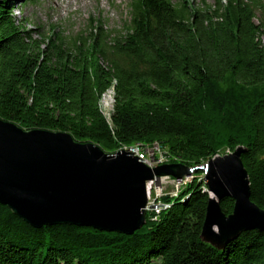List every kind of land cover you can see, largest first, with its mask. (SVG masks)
I'll return each instance as SVG.
<instances>
[{
    "label": "trees",
    "instance_id": "trees-1",
    "mask_svg": "<svg viewBox=\"0 0 264 264\" xmlns=\"http://www.w3.org/2000/svg\"><path fill=\"white\" fill-rule=\"evenodd\" d=\"M0 0V118L23 130L68 133L109 154L158 143L187 167L245 149L250 200L264 210V0H128L113 35L99 20L67 41L17 21ZM35 36V37H34ZM114 86L109 120L102 95ZM197 172V175H201ZM193 181L170 209L131 236L91 228L33 229L0 206V264H264V231L222 251L201 242L210 198ZM226 215L233 201L224 198Z\"/></svg>",
    "mask_w": 264,
    "mask_h": 264
},
{
    "label": "water",
    "instance_id": "water-1",
    "mask_svg": "<svg viewBox=\"0 0 264 264\" xmlns=\"http://www.w3.org/2000/svg\"><path fill=\"white\" fill-rule=\"evenodd\" d=\"M238 147L204 165L145 166L128 149L109 154L68 133L23 130L0 118V206L33 229L91 228L131 236L146 224L147 183L181 180L200 171L210 195L201 242L216 250L248 231H264V210L250 200V184ZM233 201L232 212L220 202Z\"/></svg>",
    "mask_w": 264,
    "mask_h": 264
},
{
    "label": "rangeland",
    "instance_id": "rangeland-1",
    "mask_svg": "<svg viewBox=\"0 0 264 264\" xmlns=\"http://www.w3.org/2000/svg\"><path fill=\"white\" fill-rule=\"evenodd\" d=\"M201 1L203 0H194L197 4ZM204 1L209 5L214 4V0ZM127 4L128 0H37L32 4L17 3L15 5L14 14L15 17L17 16L16 18H18V20L25 19L27 21L25 23L27 30H33L34 28L40 27L42 33H45L46 36H50L52 34L50 30L48 31V29L55 26L57 27L59 33L62 34L67 41H72L77 36L84 35L86 33V29L89 28L91 21L99 20L105 25V28L108 31L112 32L113 35L122 31L128 18ZM254 23L264 24V14H262V12L256 11ZM262 43L264 44V39L262 40ZM113 98L114 86L102 95L100 101V109L108 120L112 113ZM101 149L108 153L103 148ZM232 152L233 151L228 149L220 150L219 154L213 157V159L223 157ZM169 162L173 164L180 163L176 157L171 155H169ZM197 172H194L190 176L186 177V179H188L190 183L193 181H202L204 184L203 174L197 175ZM170 179L175 180L171 177ZM170 184L171 181L164 184L156 183V185L167 187L166 192H170V190L175 189L174 185L171 186ZM187 185H182L179 189H177V191L175 190L174 192H170V194H175L172 197L164 191V193H166L164 197H168L170 199L177 198L179 193L185 189ZM205 189L207 190L206 187ZM145 217L149 218V213H147Z\"/></svg>",
    "mask_w": 264,
    "mask_h": 264
},
{
    "label": "built area",
    "instance_id": "built-area-1",
    "mask_svg": "<svg viewBox=\"0 0 264 264\" xmlns=\"http://www.w3.org/2000/svg\"><path fill=\"white\" fill-rule=\"evenodd\" d=\"M131 152H133V156H137L141 159V162L149 167V168H155L157 166L163 165L164 163H170L169 162V155L167 154V151L163 149L161 146H157V143L153 144H143L141 143V147H135L134 149H130ZM171 181V186L174 185L176 189L181 187L185 184V179L181 180H171L170 177H162V178H154L152 181L147 183V186L149 187V191L152 194L153 199L148 200L149 202L154 204V207H147V213H149L150 221H157L158 218L154 216V214L163 212L164 207L167 205L166 201H163V198L166 193H164V190H161L160 185H156V183H169ZM148 190V189H147ZM170 197L174 196L175 194H169Z\"/></svg>",
    "mask_w": 264,
    "mask_h": 264
},
{
    "label": "bare ground",
    "instance_id": "bare-ground-1",
    "mask_svg": "<svg viewBox=\"0 0 264 264\" xmlns=\"http://www.w3.org/2000/svg\"><path fill=\"white\" fill-rule=\"evenodd\" d=\"M22 1V0H21ZM157 146H160L158 143H157ZM135 147H141V143H135V144H133V145H130V146H123V147H121L118 151H121V150H125V149H128L129 151H130V149H134ZM164 164H173V163H164ZM163 164V165H164ZM186 177H188V176H185V177H183L182 179H184L185 178V184L187 185L188 183H190V181H188V179H186ZM162 178V177H161ZM184 184V185H185ZM147 186V185H146ZM148 189V190H147ZM147 189H146V195H147V203H146V207H145V213L147 212V207L149 206V207H154V204L153 203H151V202H149L148 200H152L153 199V197H152V194L150 193V191H149V187L147 186ZM179 189V188H178ZM161 190L163 191H167V187H165V186H161ZM177 191V189L175 188V189H173V190H170V192H174V191ZM170 192H166L167 194H170ZM210 196V195H209ZM171 206H172V203L171 202H169V203H167V205L164 207V210H163V212L164 211H166V210H168V209H170L171 208ZM163 212H160V213H157V214H154V216L155 217H157L158 219L159 218H161V216H162V213ZM149 219H150V217H149ZM156 222V221H155ZM238 238V237H237ZM227 246V245H226ZM226 248V247H225ZM224 248V249H225ZM218 251H222V250H218Z\"/></svg>",
    "mask_w": 264,
    "mask_h": 264
}]
</instances>
